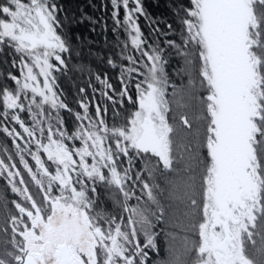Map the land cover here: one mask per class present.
Returning a JSON list of instances; mask_svg holds the SVG:
<instances>
[{"label": "snow or ice", "instance_id": "obj_1", "mask_svg": "<svg viewBox=\"0 0 264 264\" xmlns=\"http://www.w3.org/2000/svg\"><path fill=\"white\" fill-rule=\"evenodd\" d=\"M110 3L127 36L125 63L107 61L120 90L95 77L111 122L107 105L61 99L79 37L59 0H0V55L19 72L0 84V264H154L169 216L159 264H264V0H172L178 28L149 23L175 34L164 47L143 0Z\"/></svg>", "mask_w": 264, "mask_h": 264}, {"label": "trees", "instance_id": "obj_2", "mask_svg": "<svg viewBox=\"0 0 264 264\" xmlns=\"http://www.w3.org/2000/svg\"><path fill=\"white\" fill-rule=\"evenodd\" d=\"M145 11L148 13V17H141L140 24L142 31L149 38V42H160L161 47H164L163 41L168 38L174 37V33H170L169 36L157 35L149 26L150 21L156 22L154 27L161 29L162 31H168L167 25L173 24L174 28H178V24L175 21L172 0H143ZM59 3L63 6L64 14L67 15L69 20L72 21L71 31L74 36H78L79 39L74 41V53L71 58L68 59V70L63 73H57L59 90L62 91L61 99L69 105L74 112H82L79 107V101L86 99L92 107L90 111L94 112V104L99 102L102 105L109 107L108 119L111 122L113 111L112 104L101 93L105 91V86L96 80V76L99 75L102 79L107 78V81L113 85L117 91L120 90L121 84L119 81V67L113 68L107 61L112 58L114 62L119 66L125 63L120 59V47L122 42L127 39L125 33L122 30L117 29L113 32V28H116L114 20L112 18L113 8L110 0H59ZM123 16V10L121 9V18ZM82 21V22H78ZM79 52V55L75 53ZM138 55V53H135ZM182 61L178 57H172L170 66L167 71L172 77V82L177 86L186 83V78L176 73L182 67ZM11 72L19 75L16 68L11 66V57L5 52L0 55V84L7 83L12 85L10 80H6L7 74ZM80 88H85V93L79 92ZM172 89L169 88L171 93ZM110 95H114V98L118 99L114 93L109 91ZM127 111H131L130 106H126ZM121 116L117 117V122H120L127 112L120 110ZM61 115L64 117L65 122L69 128H74L76 121L74 114L66 111H62ZM23 118L30 123V118L25 114H22ZM0 145H7L9 149H12L11 139L0 134ZM36 191L35 188L32 189ZM4 192V182L0 181V193ZM9 199L14 198V194L6 193ZM105 209L112 211L113 206L110 199H105ZM172 219L169 216L168 223L161 221L156 228V231L160 233L158 237V245L160 248L159 254L150 253V257L154 264H159V261L167 257L168 255V237L166 233L174 232L176 229L172 227Z\"/></svg>", "mask_w": 264, "mask_h": 264}, {"label": "rangeland", "instance_id": "obj_3", "mask_svg": "<svg viewBox=\"0 0 264 264\" xmlns=\"http://www.w3.org/2000/svg\"><path fill=\"white\" fill-rule=\"evenodd\" d=\"M25 115V114H24Z\"/></svg>", "mask_w": 264, "mask_h": 264}]
</instances>
